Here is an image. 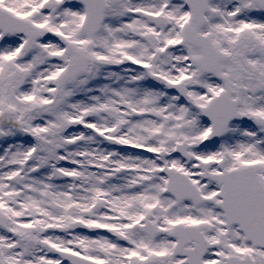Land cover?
Segmentation results:
<instances>
[{"label": "snow or ice", "instance_id": "obj_1", "mask_svg": "<svg viewBox=\"0 0 264 264\" xmlns=\"http://www.w3.org/2000/svg\"><path fill=\"white\" fill-rule=\"evenodd\" d=\"M0 264H264V0H0Z\"/></svg>", "mask_w": 264, "mask_h": 264}]
</instances>
